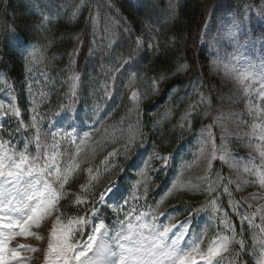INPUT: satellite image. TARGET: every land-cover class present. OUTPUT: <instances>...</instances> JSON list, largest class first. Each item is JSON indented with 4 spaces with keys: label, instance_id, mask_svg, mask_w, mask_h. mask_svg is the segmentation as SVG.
<instances>
[{
    "label": "trees",
    "instance_id": "16d2710c",
    "mask_svg": "<svg viewBox=\"0 0 264 264\" xmlns=\"http://www.w3.org/2000/svg\"><path fill=\"white\" fill-rule=\"evenodd\" d=\"M83 1L78 3L73 20L46 23L29 13L22 1L0 0V73L11 82L16 101L15 109L8 107L3 111L1 141L22 150L27 144L29 152L37 154L35 144L28 138L30 134L49 137L55 120L70 106H76V120H85L90 125V128L82 126L79 132H89L93 138L106 136L107 145L118 149L114 151V167L101 171L100 179L83 202L65 199L59 203L63 218L84 214L111 222L113 213L99 203L104 190L113 186L118 195L129 196L134 183L148 173L149 184L141 197L142 205L158 204L157 213L163 215L164 224L190 215V223L196 225L202 217L201 205L220 197L225 183L221 164L216 162L209 178L213 182L210 189L203 188L205 179L199 185L194 184L200 190H176L180 186L177 155L189 145V135L210 121L213 111L206 100L209 56L201 46L203 30L210 16L239 13L242 7L264 0H146L139 8L130 0H114L111 11L98 0ZM94 7L98 18H108L116 25L110 37L106 40L104 36L101 43L92 31ZM10 37L30 46V56H19ZM28 64L46 72L52 82L51 95L43 104L35 127L24 125L29 115L22 81ZM75 75L77 81L73 84ZM158 80L161 86L156 90L154 82ZM193 80L195 88L205 97L200 102L198 89L191 84ZM133 90L138 95L135 101ZM148 101L156 104L143 109V103ZM13 111L20 115H14ZM153 153L167 154L173 159L162 170L152 172L147 167L152 164ZM91 155L92 165L97 167L105 152L99 154L95 150ZM85 166L80 162L68 180L70 193L79 194ZM142 166L143 171L137 175ZM171 184L172 194L168 191ZM263 187L260 184L259 189ZM225 197L218 201L221 208H225ZM230 218L243 244L233 243L223 257H235L236 264H251V252L255 251L252 244L259 232L252 235L234 214Z\"/></svg>",
    "mask_w": 264,
    "mask_h": 264
},
{
    "label": "rangeland",
    "instance_id": "374dc122",
    "mask_svg": "<svg viewBox=\"0 0 264 264\" xmlns=\"http://www.w3.org/2000/svg\"><path fill=\"white\" fill-rule=\"evenodd\" d=\"M27 1L29 7L46 15L49 19L73 16L78 6L84 2L80 0L78 5L75 0ZM98 1L107 4L110 7L107 9L112 10V5L108 0ZM114 15L118 19V14L114 13ZM97 16L98 10L94 7L91 17L92 31L97 42L101 43L104 36L106 40L110 37V31L114 30L116 25L108 18H98ZM100 20L105 21L99 23ZM15 45L17 44L14 43L13 46ZM201 46L207 50L209 56V74L206 78L208 87L206 96L208 98L206 100L213 107V111L210 121L196 130L194 134L189 135V145L177 155V164L180 166L178 172V185L180 186L176 190H200L201 188L196 189L194 184L195 186L199 185L206 179L207 183L203 188L207 191L213 183L209 181L213 171L212 166L216 162H220L223 179H225L220 197L212 198L210 202L201 205L203 214L198 219L196 226L190 223L189 215L175 224L163 225L160 219L163 216L157 213L158 204L156 207H146L141 203V197L146 194L149 184L148 173H143L139 182L134 183L135 191L133 190L130 196L121 195L122 197H118L116 188L112 187L114 195L106 196L105 200L100 202L108 209L109 213L114 214L113 217L118 219V223L113 222L112 226H107L95 221V225H92L93 219L90 216L84 214L80 216L84 217L87 223L82 227L74 226V231L69 238V242L74 247L82 249V246L90 242L89 237L93 235H96L99 240L100 234L96 233L95 229L101 224L103 225L101 233L107 230L108 242L111 245L110 238L116 235L121 229V225L126 227L128 222L136 224V218L141 214H145L142 219L151 225L153 230L156 228L159 231H163L164 228L170 229L167 234L169 240L184 237L186 249L194 247L193 241H195L199 245L200 251L206 252L214 241L223 236H234L233 243L238 242L242 246L241 234L239 235L230 218L234 214L245 230L252 235L256 231L259 232V237L252 244L255 251L251 252L253 256L251 264H264V248L260 246L261 238L264 237V232L260 231V228L264 227V190H262L264 187L259 189L260 180L264 177V157L261 156V153L264 152V139H261L264 136V98H262L264 94L259 91L261 87H264V1L254 6H244L239 13L223 12L215 17L210 16L203 30ZM18 51L26 57L30 56L26 46H22ZM36 69L33 65L28 64L25 79L22 81L25 83L26 104L29 110L27 111L29 121L24 124L26 126L37 125L41 108L51 95L50 75L46 72H39V70L35 71ZM72 79L74 84L77 81V75ZM6 84L7 81L0 74V120L3 118L5 109L15 107L12 85L11 83ZM191 84L194 88L196 87L194 80ZM160 86L159 80L154 82L156 90ZM196 93L199 94L198 102L205 98L200 94L199 89ZM131 94L135 101L137 93L133 90ZM156 100L158 99L154 101ZM154 101L153 103L144 102L143 109H148L149 106L153 108L156 104ZM77 113L76 106H70L65 110V119L56 120L50 129L52 131L50 137L43 134L35 136L33 133L28 137L34 144L37 136L40 137L42 143L46 142L40 151L42 158L38 163L43 166L45 152L48 157L54 156L61 172L69 173L67 182L73 172L80 167V162H84L86 166L84 180L79 186V194L70 193L67 182L64 183L62 189L58 184H54V187H57L61 193V198L38 225L31 227L30 231L35 235L15 236L9 242V246L13 248L18 245H28L31 249H35L34 251L21 250V255L28 258L23 261V264H48L45 259L48 253L47 246L52 239L51 232L54 225L58 227L57 220L59 219V223L66 225L70 220L79 218H63L59 203L65 199L72 200L74 203L83 202L86 195L100 179L101 171L103 169L110 171L114 167V151L118 148L107 145L106 136L93 138L89 132H79L82 126L90 128V125H86L85 120L77 121ZM86 142H88V147ZM0 143H3L5 149L10 152L24 150L18 146L8 145L1 139ZM95 150L99 154L105 152L104 158L97 167L93 166V161H91L93 158L91 154ZM29 155L35 157L36 153L32 155L29 152ZM152 156V164L147 167L152 172L160 171L165 167L167 161L173 158L161 153H153ZM221 156H224L225 159L221 160ZM142 171L141 167L137 175ZM186 172L187 174H185ZM168 191L172 194V190ZM223 196H226L227 199L225 208H221L218 202ZM161 201L162 198L159 203ZM85 227L89 230L86 237ZM144 237L145 243L152 242L153 237L147 229L144 230ZM240 249L238 246V250ZM227 251L222 252L221 256L217 258L219 264H236L235 257H223ZM92 255L93 253L90 252L89 256ZM106 259L112 260L113 257L107 256ZM242 264L248 263L243 262Z\"/></svg>",
    "mask_w": 264,
    "mask_h": 264
},
{
    "label": "snow or ice",
    "instance_id": "6c2138e0",
    "mask_svg": "<svg viewBox=\"0 0 264 264\" xmlns=\"http://www.w3.org/2000/svg\"><path fill=\"white\" fill-rule=\"evenodd\" d=\"M259 91L264 94V87ZM13 114L20 115L18 111H13ZM261 139H264V136ZM42 146L43 143L37 136V154L30 157L27 144L23 151L10 152L0 143V264H23V261L28 259L21 255V250L35 249L28 245L13 248L9 246V242L15 236L35 235L30 231L31 227L38 225L61 198V193L54 184H58L62 189L67 182L69 173L61 172L54 156L48 157L45 152L43 166L38 163L42 158ZM261 156L264 157V152ZM220 159L225 157L221 156ZM260 183L264 185V177ZM112 194L113 188L106 189L100 197V202ZM144 215L136 218V224L128 222L126 227L121 225L116 235L110 238L111 245L108 242L107 230L101 233L103 225L97 226L95 232L100 234V239L97 240L96 235L89 237L90 242L82 246V249L74 247L69 238L74 226L82 227L87 223L85 218L70 220L66 225L59 223L58 219V227L54 225L51 232L52 239L47 246L45 259L48 264H219L217 258L222 252H226L235 240L234 236L220 237L206 252H201L199 245L193 241L195 246L186 249L184 237L169 240L167 234L170 229L153 230L151 225L143 221ZM145 229L153 237L150 244L145 243ZM260 231L264 232V227H261ZM260 246L264 248V237L261 238ZM90 252L93 253L92 256H89ZM107 256L113 259L107 260Z\"/></svg>",
    "mask_w": 264,
    "mask_h": 264
}]
</instances>
